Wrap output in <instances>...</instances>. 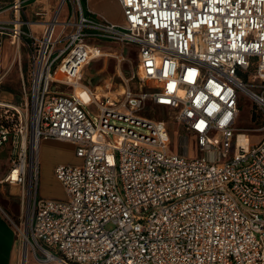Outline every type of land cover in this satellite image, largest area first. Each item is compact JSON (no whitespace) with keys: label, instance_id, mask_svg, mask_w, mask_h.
<instances>
[{"label":"built area","instance_id":"1","mask_svg":"<svg viewBox=\"0 0 264 264\" xmlns=\"http://www.w3.org/2000/svg\"><path fill=\"white\" fill-rule=\"evenodd\" d=\"M27 1L0 11V33L29 61L22 102L0 106L2 181L27 207L23 229L10 219L23 252L60 264H264V0H117L119 22L59 0L40 35ZM105 42L137 47L139 88L124 79L97 97L84 70ZM242 94L255 127L238 123ZM147 103L173 112L186 145L169 151V125L144 115ZM42 139L75 145L80 162L54 167L65 198L38 194Z\"/></svg>","mask_w":264,"mask_h":264},{"label":"crops","instance_id":"2","mask_svg":"<svg viewBox=\"0 0 264 264\" xmlns=\"http://www.w3.org/2000/svg\"><path fill=\"white\" fill-rule=\"evenodd\" d=\"M13 1L0 0V11L10 6ZM58 3L59 0H28L25 2L26 17L35 21L30 25L34 34H41L43 25L39 21L49 19L55 12ZM65 12L66 9L64 8L59 13L58 18L60 20L65 18ZM85 12L93 13V15L101 14L115 22L122 19V10L117 0H88ZM0 16L5 18L8 16V12H1ZM28 78L29 61L25 48L18 47L15 39L9 34L0 33V106H18L23 100V85L27 84ZM111 82H114L111 78H105L98 85L104 86V84L107 85ZM91 83L93 84L92 81ZM40 144L39 161L40 147L41 149H48L49 146L53 147L54 145H56V150L53 153L55 165L80 160L75 155V145L71 142L42 139ZM9 152L8 143L0 147V264H60L54 261L39 262L31 252H28L25 257L27 252L25 249L23 252L22 239L11 221L21 218L25 207L18 194L20 187L2 181L10 165ZM1 155H6L7 164H4ZM45 197L58 198L53 194Z\"/></svg>","mask_w":264,"mask_h":264},{"label":"rangeland","instance_id":"3","mask_svg":"<svg viewBox=\"0 0 264 264\" xmlns=\"http://www.w3.org/2000/svg\"><path fill=\"white\" fill-rule=\"evenodd\" d=\"M83 4L84 1L82 0ZM67 6H65V9ZM123 20V17L120 21ZM103 51L109 54L110 56H105L102 59L93 60L85 69L86 77H89L87 73H92L90 78L93 82V85H98L100 81L105 78H111L115 85L120 86V83H124V79H129L130 87L136 89L141 86L140 81L136 75V65H137V47L134 44H128L125 48H122L119 44L116 43H104ZM122 56L124 58H122ZM99 69V70H98ZM134 74L133 77H131ZM131 78V79H130ZM147 84V83H146ZM105 85V84H104ZM77 88V92H84V89ZM86 94V93H85ZM146 116H153L160 118L166 121L169 125L172 147L169 150L170 152H175L177 150V145H186L188 136L186 135L185 130L177 124L173 119V112L167 108H155L150 103H147L146 110L143 112ZM253 115L252 122L249 120L250 115ZM256 105L251 99L242 94L239 108V121L238 123L244 127H251L257 124L256 123ZM257 135V133H255ZM258 136H253L252 139L256 140ZM51 140V139H46ZM41 146V144H40ZM54 145L49 146L48 149H41L40 147V161L38 167V194L39 196H47L49 194L56 195L59 199L65 198V193L62 185L56 179L54 175V160L53 156L55 149ZM190 155H197V150L193 141L190 142ZM2 161L4 164L8 163L6 160V155H1ZM80 160L73 163H78ZM19 194V193H18ZM19 199V197H17ZM27 207L23 209L22 217L19 219H13L14 223L20 228L23 229L25 225ZM112 225L108 224L107 228H111ZM17 234L19 231L16 229ZM20 237V235H19Z\"/></svg>","mask_w":264,"mask_h":264},{"label":"bare ground","instance_id":"4","mask_svg":"<svg viewBox=\"0 0 264 264\" xmlns=\"http://www.w3.org/2000/svg\"><path fill=\"white\" fill-rule=\"evenodd\" d=\"M102 51L103 50H101V51L100 50H97V53L98 54H101V56H103V57L110 56L109 55L110 53H107V52L103 51V54H102L101 53ZM103 57H100V58H103ZM79 86H82V85H80V82H77V84H76V93L79 94L84 99V101H88L90 99L89 92L88 91H85V90H84V92H81V91L77 92V88ZM104 87H106V84L104 86H100V87L97 88V91H96L97 97H100L101 96V93H104L105 92V88ZM22 232L24 233V235H26V229H24V231H22Z\"/></svg>","mask_w":264,"mask_h":264},{"label":"trees","instance_id":"5","mask_svg":"<svg viewBox=\"0 0 264 264\" xmlns=\"http://www.w3.org/2000/svg\"><path fill=\"white\" fill-rule=\"evenodd\" d=\"M4 108L3 107H0V112H4Z\"/></svg>","mask_w":264,"mask_h":264},{"label":"water","instance_id":"6","mask_svg":"<svg viewBox=\"0 0 264 264\" xmlns=\"http://www.w3.org/2000/svg\"><path fill=\"white\" fill-rule=\"evenodd\" d=\"M87 74H88L89 78H91V77H92V73H87Z\"/></svg>","mask_w":264,"mask_h":264}]
</instances>
